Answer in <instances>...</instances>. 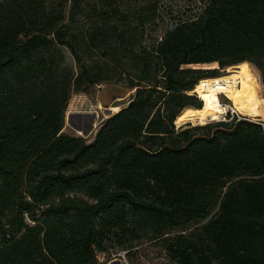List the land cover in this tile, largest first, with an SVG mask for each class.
<instances>
[{
    "label": "trees",
    "instance_id": "trees-1",
    "mask_svg": "<svg viewBox=\"0 0 264 264\" xmlns=\"http://www.w3.org/2000/svg\"><path fill=\"white\" fill-rule=\"evenodd\" d=\"M122 1L0 0V264L145 238L179 264H264V122L175 124L218 69L249 63L264 88V0H198L151 41L154 9ZM108 81L128 105L91 141L64 133L72 96Z\"/></svg>",
    "mask_w": 264,
    "mask_h": 264
},
{
    "label": "rangeland",
    "instance_id": "rangeland-1",
    "mask_svg": "<svg viewBox=\"0 0 264 264\" xmlns=\"http://www.w3.org/2000/svg\"><path fill=\"white\" fill-rule=\"evenodd\" d=\"M147 6H151L154 9V16H156L155 22L147 25L146 36L149 41L160 37L167 28L178 23L180 20L194 17L202 10V4L198 0L122 1V9L126 12L139 10ZM247 64L250 65L249 63ZM250 66L261 84V94L263 96L264 88L261 74L254 66ZM191 67L209 70L219 68L218 64H205ZM218 70L221 76L229 73V68ZM135 91L136 90H131L125 82L108 81L101 85L93 86L85 92L75 93L70 100L66 112L65 128L63 132L70 135L82 136L88 141L93 140L102 123L115 114L112 108L120 107L121 109L127 106L132 96L135 94ZM190 95H194V93ZM221 99L226 105H231V101L227 97L222 95ZM225 117L227 119L220 118L219 120L208 121L206 124H193V126H205L219 121H230L233 118L230 112L228 115H225L224 118ZM244 118L252 120V118L248 116ZM262 120H256V122H264V118ZM95 264L179 263L169 257L162 241L145 238L137 242L134 246H129L127 248H110L108 252L98 255Z\"/></svg>",
    "mask_w": 264,
    "mask_h": 264
},
{
    "label": "bare ground",
    "instance_id": "bare-ground-1",
    "mask_svg": "<svg viewBox=\"0 0 264 264\" xmlns=\"http://www.w3.org/2000/svg\"><path fill=\"white\" fill-rule=\"evenodd\" d=\"M227 75L208 78L200 81L190 94H197L203 108L186 107L178 116L176 123L184 124L191 121L194 125L206 124L223 118L230 110L260 121L264 118V97L261 94V84L247 63L229 67ZM225 96L231 105L222 102ZM113 112L120 107H113Z\"/></svg>",
    "mask_w": 264,
    "mask_h": 264
},
{
    "label": "water",
    "instance_id": "water-1",
    "mask_svg": "<svg viewBox=\"0 0 264 264\" xmlns=\"http://www.w3.org/2000/svg\"><path fill=\"white\" fill-rule=\"evenodd\" d=\"M181 114V113H180ZM179 114V115H180ZM178 115V116H179ZM178 118V117H177ZM263 121V120H262ZM175 124L177 125V129H182V128H184V127H192L193 126V123L191 122V121H187V122H185L184 124H177L176 122H175Z\"/></svg>",
    "mask_w": 264,
    "mask_h": 264
},
{
    "label": "built area",
    "instance_id": "built-area-1",
    "mask_svg": "<svg viewBox=\"0 0 264 264\" xmlns=\"http://www.w3.org/2000/svg\"><path fill=\"white\" fill-rule=\"evenodd\" d=\"M229 112H230V114L232 115L233 118L237 117V118H239V119H242V118L245 117V116H242V115H240L239 113H237V112H235V111H233V110H230ZM229 112H228V113H229ZM228 113H227L226 115H228ZM233 118H232V119H233ZM223 119H227V118H226V117H225V118L223 117Z\"/></svg>",
    "mask_w": 264,
    "mask_h": 264
}]
</instances>
